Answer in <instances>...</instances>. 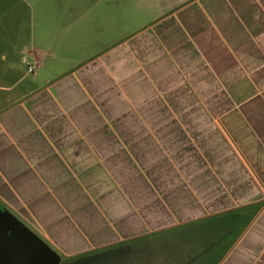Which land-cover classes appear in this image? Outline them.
I'll return each instance as SVG.
<instances>
[{"label": "crops", "instance_id": "1", "mask_svg": "<svg viewBox=\"0 0 264 264\" xmlns=\"http://www.w3.org/2000/svg\"><path fill=\"white\" fill-rule=\"evenodd\" d=\"M0 201L66 255L253 213L264 264V0H0Z\"/></svg>", "mask_w": 264, "mask_h": 264}, {"label": "trees", "instance_id": "2", "mask_svg": "<svg viewBox=\"0 0 264 264\" xmlns=\"http://www.w3.org/2000/svg\"><path fill=\"white\" fill-rule=\"evenodd\" d=\"M257 208H259V206H257ZM253 215L255 214L248 213L244 218L240 217L238 223L235 224V229L232 228L230 231L223 232L226 244L224 246H220L222 249L219 256L218 254H215V252H217V247L221 245L220 242H214L213 244L205 243L203 247L198 248L199 245H202V241L208 237L207 232L209 233L211 231L209 228H202V225H199V227H183L182 229L154 233L145 237L124 241L70 256L64 255L61 264H139L133 262L136 259L133 258V256L136 254L140 255L141 253L145 254L143 251L147 249L146 247L149 246L152 241L160 238H167L166 241H172L175 239L181 243L186 240H192L190 241L192 243L191 249L194 250L195 253L193 257H185V261L181 264H217L218 260L221 259V257L228 251L242 230L251 221ZM137 259L138 262L142 261L140 256Z\"/></svg>", "mask_w": 264, "mask_h": 264}, {"label": "water", "instance_id": "3", "mask_svg": "<svg viewBox=\"0 0 264 264\" xmlns=\"http://www.w3.org/2000/svg\"><path fill=\"white\" fill-rule=\"evenodd\" d=\"M64 254L0 203V264H61Z\"/></svg>", "mask_w": 264, "mask_h": 264}, {"label": "rangeland", "instance_id": "4", "mask_svg": "<svg viewBox=\"0 0 264 264\" xmlns=\"http://www.w3.org/2000/svg\"><path fill=\"white\" fill-rule=\"evenodd\" d=\"M166 239L167 238H160L152 241L151 244L146 247L147 249L145 248L146 250L143 251L145 254L141 253L140 255L136 254L133 256V258H136L133 262L139 264H181L185 261V257H193L195 252L191 249L192 243L190 241L192 240H186L181 243L175 239L172 241H166ZM203 246L204 244L199 245L198 248ZM139 256L142 258L141 262H138L137 258Z\"/></svg>", "mask_w": 264, "mask_h": 264}, {"label": "built area", "instance_id": "5", "mask_svg": "<svg viewBox=\"0 0 264 264\" xmlns=\"http://www.w3.org/2000/svg\"><path fill=\"white\" fill-rule=\"evenodd\" d=\"M28 70H29V72H32L34 70L33 66L29 65Z\"/></svg>", "mask_w": 264, "mask_h": 264}, {"label": "flooded vegetation", "instance_id": "6", "mask_svg": "<svg viewBox=\"0 0 264 264\" xmlns=\"http://www.w3.org/2000/svg\"><path fill=\"white\" fill-rule=\"evenodd\" d=\"M26 223V222H25ZM27 224V223H26ZM28 225V224H27Z\"/></svg>", "mask_w": 264, "mask_h": 264}]
</instances>
